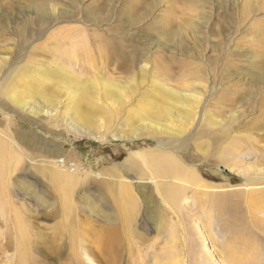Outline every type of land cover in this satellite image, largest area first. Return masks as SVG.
Segmentation results:
<instances>
[{"label":"rangeland","instance_id":"1","mask_svg":"<svg viewBox=\"0 0 264 264\" xmlns=\"http://www.w3.org/2000/svg\"><path fill=\"white\" fill-rule=\"evenodd\" d=\"M0 150V264H264V0H0Z\"/></svg>","mask_w":264,"mask_h":264},{"label":"bare ground","instance_id":"2","mask_svg":"<svg viewBox=\"0 0 264 264\" xmlns=\"http://www.w3.org/2000/svg\"><path fill=\"white\" fill-rule=\"evenodd\" d=\"M136 132V131H135ZM135 132L133 133V134H135ZM137 133V132H136ZM135 135H137V134H135ZM142 135V134H141ZM128 138V137H127ZM119 139H121V136L119 137ZM1 151V150H0ZM145 154V153H144ZM132 156H129V158L128 159H126L127 160V163H129V162H131V160H133L132 158L134 157V156H137L138 155V157L140 156V155H142V154H140L139 152H137V151H134L132 154H131ZM145 155H147V153L145 154ZM148 155H150V154H148ZM152 155V154H151ZM150 155V156H151ZM152 157H154L155 158V156H152ZM158 158H160V156L158 157ZM140 159H141V157H140ZM144 159V158H143ZM152 160V159H151ZM1 161V160H0ZM171 161V162H170ZM169 161V159H167L166 160V167H161V168H159L158 167V169L159 170H161L165 175H172V173H175V175L177 174V175H179L180 174V170H182V169H178V168H180V167H178L177 168V166H179V165H176V164H178V163H176L174 160H170ZM159 162V161H158ZM154 163V162H153ZM156 163V162H155ZM176 163V164H175ZM152 164V163H151ZM162 164V163H161ZM172 164L174 165L175 164V168H172ZM135 165V164H134ZM158 165V164H157ZM164 166V165H163ZM171 168V169H170ZM163 173H161V174H163ZM163 174V175H164ZM160 175V174H159ZM174 175V176H175ZM61 177V176H60ZM164 177H166V176H164ZM156 180V179H155ZM172 180V179H171ZM164 184V183H163ZM170 188V187H169ZM159 191V190H158ZM164 192V191H163ZM159 193H161V192H159ZM165 193V192H164ZM163 194V193H162Z\"/></svg>","mask_w":264,"mask_h":264}]
</instances>
